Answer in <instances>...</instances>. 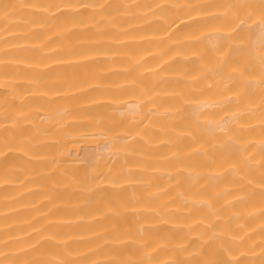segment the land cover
I'll return each instance as SVG.
<instances>
[{"label":"bare ground","instance_id":"obj_1","mask_svg":"<svg viewBox=\"0 0 264 264\" xmlns=\"http://www.w3.org/2000/svg\"><path fill=\"white\" fill-rule=\"evenodd\" d=\"M0 264H264V0H0Z\"/></svg>","mask_w":264,"mask_h":264}]
</instances>
